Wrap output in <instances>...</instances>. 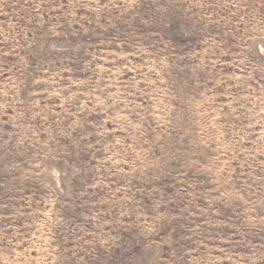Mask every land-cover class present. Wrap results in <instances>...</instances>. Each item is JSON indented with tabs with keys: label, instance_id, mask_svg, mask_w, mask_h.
Returning <instances> with one entry per match:
<instances>
[{
	"label": "rangeland",
	"instance_id": "374dc122",
	"mask_svg": "<svg viewBox=\"0 0 264 264\" xmlns=\"http://www.w3.org/2000/svg\"><path fill=\"white\" fill-rule=\"evenodd\" d=\"M0 264H264V0H0Z\"/></svg>",
	"mask_w": 264,
	"mask_h": 264
}]
</instances>
